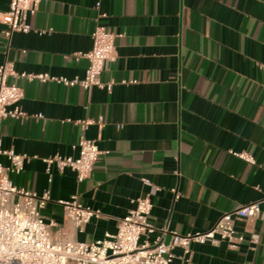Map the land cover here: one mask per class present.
Returning a JSON list of instances; mask_svg holds the SVG:
<instances>
[{"label":"crops","instance_id":"0c3cea01","mask_svg":"<svg viewBox=\"0 0 264 264\" xmlns=\"http://www.w3.org/2000/svg\"><path fill=\"white\" fill-rule=\"evenodd\" d=\"M7 10L0 0V13ZM30 23L31 33L11 40L19 74L83 80L89 62L81 55L91 51L95 29L119 36L117 58L102 75L112 91L10 79L25 93L28 117L3 122V148L31 158L12 179L50 193L43 215L56 224L54 238L111 241L133 202L148 196L156 232L142 241L165 233L169 243L264 199V0H43ZM6 29L0 21V65ZM81 138L108 153L91 177L79 183L56 167L50 176L43 160L78 157ZM73 196L100 213L83 233L59 205ZM235 227L245 236L238 249L193 244L189 261L176 249L173 264H264V203L257 218Z\"/></svg>","mask_w":264,"mask_h":264},{"label":"built area","instance_id":"2783aa9c","mask_svg":"<svg viewBox=\"0 0 264 264\" xmlns=\"http://www.w3.org/2000/svg\"><path fill=\"white\" fill-rule=\"evenodd\" d=\"M42 2L43 0H8V10L0 13L1 23L7 27L4 36L8 41L5 60L0 65V264H173L176 249H181L189 261L193 244L218 246L227 243L231 249H238L245 241V236L237 231L235 222L257 218L261 214L264 199L224 214L208 231L187 235L175 233L171 235L169 243L164 241L165 233L156 236L153 242L142 241L145 236L156 232L150 222L154 206L148 196L133 202L134 208L120 221L118 232L111 241L87 244L53 237L56 224L47 222L43 215L51 201L50 193L38 195L19 188L12 179L14 175L24 171L31 158L3 148V122L28 117L21 106L25 93L16 83H11L10 79L56 82L66 87L80 86L85 90L97 87L112 91L113 83H104L102 75L106 63L117 58L116 41L119 36L102 26L95 29L91 51L81 55L89 62L83 80H69L49 74H19L9 56L11 40L15 33L29 34L33 31L30 18L37 13ZM36 118L43 119V116L37 115ZM91 124V121L84 122L82 127L86 129ZM73 149L79 151L78 157L57 155L43 160L50 176L53 167L60 172L69 169L76 174L77 181L83 183L91 177L99 158L108 154L101 151L95 142L85 138H81ZM233 154L249 163L254 162L246 153ZM3 158L9 161L8 166L3 163ZM49 182H52V178ZM144 184L151 186L149 180H144ZM59 205L63 207L67 221L79 233H83L93 219L100 217L98 211L82 204L77 196L59 201Z\"/></svg>","mask_w":264,"mask_h":264}]
</instances>
